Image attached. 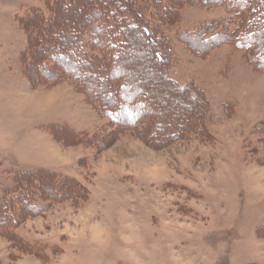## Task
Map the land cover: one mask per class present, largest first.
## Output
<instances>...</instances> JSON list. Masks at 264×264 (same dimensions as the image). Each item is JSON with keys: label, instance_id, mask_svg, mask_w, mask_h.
I'll use <instances>...</instances> for the list:
<instances>
[{"label": "rangeland", "instance_id": "rangeland-1", "mask_svg": "<svg viewBox=\"0 0 264 264\" xmlns=\"http://www.w3.org/2000/svg\"><path fill=\"white\" fill-rule=\"evenodd\" d=\"M45 6L0 0V186L15 171L43 168L75 178L88 194L23 214L13 236L0 227V264H264V70L228 40L204 50L200 38L181 36L224 9L178 7L164 34L175 59L124 65L144 82V96L156 92L153 76L173 94L164 106L172 100L196 123L206 109L201 128L158 145L112 124L70 82L28 81L22 19L42 9L51 17ZM64 11L54 13L55 28L72 32L76 11ZM259 34L264 50V24ZM47 174L58 195L77 187Z\"/></svg>", "mask_w": 264, "mask_h": 264}, {"label": "trees", "instance_id": "trees-1", "mask_svg": "<svg viewBox=\"0 0 264 264\" xmlns=\"http://www.w3.org/2000/svg\"><path fill=\"white\" fill-rule=\"evenodd\" d=\"M171 3L178 7L185 4L222 7L225 14L217 21L207 22L181 36L190 34L200 38L205 44L204 50L218 45V41L224 44V39L228 40L236 50L247 53L256 67L264 70V57H261L264 50L259 34L264 24V0H45L51 17L45 16L42 9L22 19L30 38L29 49L26 55L23 53L22 72L34 86L54 87L60 82H70L88 97L95 111L112 124L140 131L138 136L144 139L148 135L153 144L182 140L202 127L204 120L200 116L207 113L206 109L203 107L197 113L199 122L196 123L193 115L188 118L183 107L179 112L180 106L172 100L164 106L168 96L173 94L166 89L168 86L157 84V77H150L151 81L155 80L156 92L144 96V82H138V78L129 75V70L124 68L132 61L152 62L146 65L156 67L175 59L172 45L164 35L178 22V7ZM60 9H65L64 13L76 11L73 17L77 23L72 32L63 27L55 28L54 13ZM46 23L48 25H44ZM249 38L252 42L247 40ZM35 40L38 47L32 50ZM34 70L45 77H35ZM166 107L176 112L172 118ZM47 173L55 180H69L70 186L77 187L58 195V185L49 188L42 180ZM87 191L75 178L61 177L52 170L15 171L12 184L0 186L3 210L0 219L5 222L0 227L13 236L23 221V214L40 215L48 209V204L77 201L80 196L86 198Z\"/></svg>", "mask_w": 264, "mask_h": 264}, {"label": "bare ground", "instance_id": "bare-ground-1", "mask_svg": "<svg viewBox=\"0 0 264 264\" xmlns=\"http://www.w3.org/2000/svg\"><path fill=\"white\" fill-rule=\"evenodd\" d=\"M238 154V153H237ZM230 162V161H229ZM231 163V162H230Z\"/></svg>", "mask_w": 264, "mask_h": 264}]
</instances>
